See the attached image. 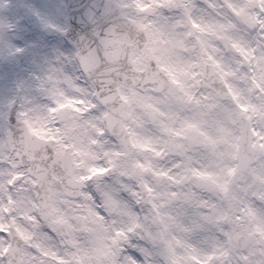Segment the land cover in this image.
I'll return each instance as SVG.
<instances>
[{"label": "clouds", "instance_id": "obj_1", "mask_svg": "<svg viewBox=\"0 0 264 264\" xmlns=\"http://www.w3.org/2000/svg\"><path fill=\"white\" fill-rule=\"evenodd\" d=\"M0 264H264V0H0Z\"/></svg>", "mask_w": 264, "mask_h": 264}]
</instances>
